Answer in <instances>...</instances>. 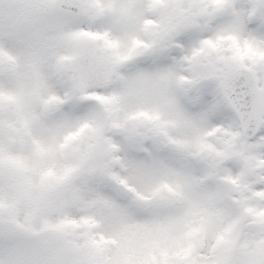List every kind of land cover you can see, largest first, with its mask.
<instances>
[{"label": "clouds", "instance_id": "clouds-1", "mask_svg": "<svg viewBox=\"0 0 264 264\" xmlns=\"http://www.w3.org/2000/svg\"><path fill=\"white\" fill-rule=\"evenodd\" d=\"M0 264H264V0H0Z\"/></svg>", "mask_w": 264, "mask_h": 264}]
</instances>
